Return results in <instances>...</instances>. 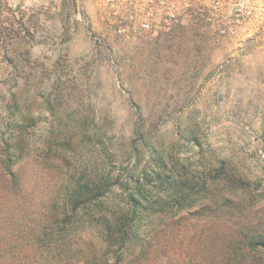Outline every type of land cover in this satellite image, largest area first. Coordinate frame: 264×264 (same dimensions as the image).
<instances>
[{
	"label": "rangeland",
	"instance_id": "obj_1",
	"mask_svg": "<svg viewBox=\"0 0 264 264\" xmlns=\"http://www.w3.org/2000/svg\"><path fill=\"white\" fill-rule=\"evenodd\" d=\"M211 1L120 31L102 0H0V264H264V13L231 33ZM161 156L207 189L144 218L147 247L120 259L121 183L74 213L65 191L138 183ZM71 213L70 244L39 239Z\"/></svg>",
	"mask_w": 264,
	"mask_h": 264
},
{
	"label": "trees",
	"instance_id": "obj_2",
	"mask_svg": "<svg viewBox=\"0 0 264 264\" xmlns=\"http://www.w3.org/2000/svg\"><path fill=\"white\" fill-rule=\"evenodd\" d=\"M138 132V129H137ZM193 142L196 138L191 139ZM136 151V147L133 148ZM11 156L5 159V164L8 167V173L12 179L14 188L17 186V174L14 171V165L10 164ZM157 168L151 170L145 169V174L142 180H137L136 183L133 176L131 179H126L125 183L113 182L111 174L94 183H86L84 180H79L71 190H66L64 194V203L72 202L75 207L73 213L78 211L79 203H91L98 199L108 191L110 187L117 183H121L123 189L127 191L126 201V218L118 224H114L115 232L109 235L108 247L115 248L116 255L120 259L127 257V254L137 249L145 250L148 244L149 232L144 223V218H150L160 212L180 213L188 206L193 205L195 199L201 194V191L207 189L208 179H204L202 184L194 186L192 184L193 174L190 171H182L180 173L171 174V170H166L167 161L164 156L157 160ZM135 184L130 187V183ZM192 184V185H190ZM136 189V190H135ZM130 190V192H129ZM64 216L60 225L50 230H46L40 240L55 243L58 246L70 244L67 239L71 238L73 231L72 214ZM111 229V228H109ZM250 245L254 247L264 248V235L261 233L255 234L249 238Z\"/></svg>",
	"mask_w": 264,
	"mask_h": 264
},
{
	"label": "built area",
	"instance_id": "obj_3",
	"mask_svg": "<svg viewBox=\"0 0 264 264\" xmlns=\"http://www.w3.org/2000/svg\"><path fill=\"white\" fill-rule=\"evenodd\" d=\"M105 9L109 10L117 20L115 24L120 31L142 28L152 30L162 27L176 14L179 5L185 0H102ZM222 0H212L209 11L217 17L222 6L227 4V28L236 32V24L253 20L255 15L264 13V0L238 2L229 4ZM263 25H264V17Z\"/></svg>",
	"mask_w": 264,
	"mask_h": 264
}]
</instances>
